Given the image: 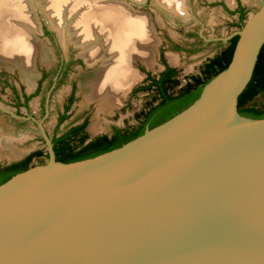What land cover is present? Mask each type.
<instances>
[{"label":"water","instance_id":"obj_1","mask_svg":"<svg viewBox=\"0 0 264 264\" xmlns=\"http://www.w3.org/2000/svg\"><path fill=\"white\" fill-rule=\"evenodd\" d=\"M236 35L192 104L119 147L59 161L38 121L47 161L0 184V264H264V118L238 108L264 2Z\"/></svg>","mask_w":264,"mask_h":264},{"label":"rangeland","instance_id":"obj_2","mask_svg":"<svg viewBox=\"0 0 264 264\" xmlns=\"http://www.w3.org/2000/svg\"><path fill=\"white\" fill-rule=\"evenodd\" d=\"M126 1L132 11L140 15L145 14L150 20V27L156 40L154 63L152 66H148L145 61H133L134 69L136 68L135 70L139 71L138 73H141L142 77L126 90L123 95H119L116 105H112L107 112L98 111V107L94 103L90 105L82 103L83 97L79 93L80 87L77 88L79 89L78 97L75 96L64 125L72 124L88 117V130L91 136L105 132L110 133L113 125L134 127L137 124L136 114L149 106L154 95L150 91H134L147 85L146 74L150 73L158 76L163 70V63L169 64L177 69L179 80V83L172 88V91H179L189 80L190 76L200 74L204 63L227 45L228 40L226 38L241 28L239 26L240 15L236 13L238 7L242 6L245 9L246 21L264 2V0H184L185 14L180 15L164 7L160 0H143L139 4L130 0ZM36 7L32 6L31 9L33 12L32 16L35 18L32 35L34 40L43 44L51 55L50 60L45 63L41 62L40 55H37L36 59V65L39 66V70L42 71L45 70L43 68H46L49 73L48 78L43 83L41 93L35 96L30 103L32 111H34L37 118H40L41 109L39 104L50 87V80L56 70L59 55L76 58L81 52V47L65 36L66 41H64L58 28L49 19V15L45 11L46 5ZM45 26L52 32L54 31L55 42L43 34ZM76 65L78 66L75 70ZM79 67H81L79 63H74L66 80L59 84L51 94L49 102L51 111L48 118L43 122L44 128L49 133H52L57 115L63 109L62 106L69 97L71 81L76 85V81L71 80L70 77L71 74L79 72ZM87 67L85 63L81 68L85 70L84 72L91 71L92 68L87 69ZM8 69L10 68L0 63V137H10L14 146L21 151L42 150V157L36 158L32 165L45 163L48 159L46 154L47 146L38 127L32 122L27 124L16 123L11 118L16 115L11 113H14L12 110L13 99L10 89L5 85V81L6 79H11L15 83L20 81L17 70L11 69L10 71ZM77 80L79 84L80 73L77 76ZM250 105L262 108L264 106V95H258L250 102ZM94 124L97 126L95 131L91 128ZM7 158L5 155L0 157V163L8 161Z\"/></svg>","mask_w":264,"mask_h":264},{"label":"bare ground","instance_id":"obj_3","mask_svg":"<svg viewBox=\"0 0 264 264\" xmlns=\"http://www.w3.org/2000/svg\"><path fill=\"white\" fill-rule=\"evenodd\" d=\"M130 1L139 4L143 0ZM160 3L185 14L184 0ZM39 5L47 6L45 11L61 37L81 47V55L92 68L80 72L82 103H94L98 111L107 112L142 77L133 61H145L148 66L154 63L156 40L150 20L132 11L126 0H0V63L18 69L29 86L37 75V55L44 63L51 56L32 35L35 18L31 9ZM91 128L95 131L97 126ZM21 154L10 137H0V157Z\"/></svg>","mask_w":264,"mask_h":264},{"label":"flooded vegetation","instance_id":"obj_4","mask_svg":"<svg viewBox=\"0 0 264 264\" xmlns=\"http://www.w3.org/2000/svg\"><path fill=\"white\" fill-rule=\"evenodd\" d=\"M236 13H238V12H236ZM53 32L47 26H45L43 28V34L47 35L50 40L55 42V36H54ZM233 37L227 39L228 40L227 45H225L223 47V49H221V51L224 50L226 47H228L231 44V39ZM83 59L84 58L81 55V53H79L76 58H74V57L72 58L71 56L59 55L56 70L54 71L53 76L50 80L51 81L50 87L47 90V92L44 94L43 99L41 100V102L39 104L40 109H41V117L40 118H37L34 111H32L30 103L35 96H37L41 93L42 88H43V83L49 76L48 70L46 68H43L45 70L40 71L39 66L36 65L37 75H36L32 85L29 86L25 82V80L21 77L20 71L18 69H16L17 74L19 75L18 79L20 82L15 83L11 79H6V81H5V85L7 88L10 89V92L12 95V99H13L12 100V105H13L12 110L14 111V113L16 115L15 117L12 116L11 118L16 123L27 124L29 122H32L39 129L38 121L43 120L42 121V124H43L45 119L48 118V116L50 114L51 108H50L49 102H50V97H51L52 92L56 89V87L59 84H61L62 82H64L66 80V78L69 75V72L71 71V68L74 65V63H79V66H81V67H83V65H85L86 61H85V59L84 60ZM163 65H164V67H163V70L160 72V74L166 69L167 66H170L169 64H167L165 62L163 63ZM77 66L78 65L75 66V68H74L75 70H76ZM81 67H79L78 73L71 74L70 79L76 81V85L74 84L73 81H71L72 84H71V87L69 88V97L64 102V104L62 106L63 109L57 115L56 122H55L52 133H49L45 129L47 131L48 136L52 140L53 148H54V146H56V148H58V149L61 147L69 146L72 149L80 150V149L84 148L85 146L90 145V143H92L96 139H99L102 137H107L108 139H111V141H114L118 129L127 130V131H129V133L137 131L141 128L143 130L148 129V127L150 125V121L148 119L150 116V113H152L154 111V108L162 101V97L156 92L155 89L145 90V91L153 92V94H154L153 99L151 100V102L149 103V106L146 109H144V110H142L136 114L137 115L136 116L137 124L134 127H119V126L113 125L112 131L110 133L105 132L102 134L91 136V134L88 130V125H89V118L88 117H85L82 120L77 121L75 123L64 125V122L66 121L67 115H68L69 110H70V106H71L75 96L78 97V90L79 89H77V88H79V86H78L79 84H78L77 76L81 71H85L84 69L82 70ZM170 67H172V66H170ZM87 69H88V67H87ZM8 70L11 71V69H8ZM160 74L158 76H154L153 74H150V73L146 74V77L148 80L147 85H149L151 82L150 76L159 78ZM176 78L178 79V72H177ZM147 85H145V86H147ZM138 90H143V89H140V87H139V88H137V90H134V91H138ZM179 91L173 92L172 89H169V92L172 94H175V95H177L179 93ZM17 125H19V124H17ZM39 131H40V129H39ZM40 133H41V131H40ZM41 136H42V133H41ZM42 139L44 140L43 136H42ZM44 142H45V140H44ZM90 150H92V148ZM90 150H86V152H88ZM38 151H42V150L37 149V150H34L32 152L22 151V154L18 157L7 158L8 161L0 163V173H2V172L11 173L13 170L18 169L19 167H23L25 165V163H22L20 165H15V167L12 165L15 163L17 164L18 162L26 159L29 155L34 154L31 161H30V166H32V163L34 162V160L36 158L42 157V155H43V151L40 155L37 154ZM46 154H47V158H48V152H46Z\"/></svg>","mask_w":264,"mask_h":264},{"label":"trees","instance_id":"obj_5","mask_svg":"<svg viewBox=\"0 0 264 264\" xmlns=\"http://www.w3.org/2000/svg\"><path fill=\"white\" fill-rule=\"evenodd\" d=\"M236 12L240 14L239 26L241 27L245 22L246 12L241 6H239ZM237 40L238 35L231 39V44L228 47L205 62L201 68V73L190 76L186 85L181 88L177 95L169 92V89L174 88L179 83V80L176 78V68L167 66L166 69L160 74L159 78L150 76V84L147 86H142L140 89H155L156 92L162 97V101L154 108V111L150 113L148 118L150 125L148 128H153L165 122L192 104L200 96L203 87L214 76H216L229 65ZM260 94L264 95V44L259 53L253 76L239 96V112L242 115L252 118H264V106L259 108L255 105H250V102ZM144 131L145 130L141 128L137 131L129 133L127 130L118 129L114 141H111V139H108L107 137H102L96 139L90 143V145L85 146L80 150L72 149L69 146L58 149L56 146H54L56 158L59 161L70 162L93 157L123 145L124 143L143 134ZM91 148L92 150H90ZM86 150L90 151L86 152ZM41 153L42 151H38L37 154L40 155ZM33 155L34 154H31L23 161L12 165L15 167V165L25 163L23 167H19L18 169L13 170L11 173H0V184L10 179L14 174L28 169L30 167V161Z\"/></svg>","mask_w":264,"mask_h":264}]
</instances>
